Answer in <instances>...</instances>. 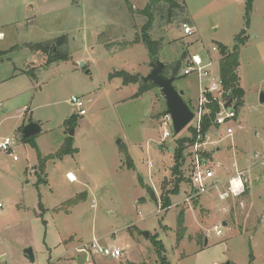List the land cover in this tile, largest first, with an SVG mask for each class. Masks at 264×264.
Listing matches in <instances>:
<instances>
[{
  "label": "rangeland",
  "instance_id": "374dc122",
  "mask_svg": "<svg viewBox=\"0 0 264 264\" xmlns=\"http://www.w3.org/2000/svg\"><path fill=\"white\" fill-rule=\"evenodd\" d=\"M148 1L0 0V141L10 139L16 157L0 151V254L7 253L8 264H159L154 239L168 264H264V164L258 165L264 158V104L258 100L264 91V0H252L248 25V0H174L183 3L184 14L169 22L166 0L162 12L154 11L149 35L161 42L158 60L172 66L185 52L173 84L193 111L200 92L196 75L183 74L187 61L198 56L216 77L219 45L232 51L238 33L246 38L238 52L244 96L237 118L212 126L203 140L213 187L186 201L195 189L180 182L167 209L162 184L172 189L173 151L191 133L186 127L173 137L171 125L162 127L157 88L135 98L139 84L125 86L112 75L149 72L145 45L130 46L141 38L147 18L137 11ZM54 47L58 60L50 57ZM72 96L82 100L86 115L78 114ZM72 117L76 151L58 159L70 136L64 123ZM29 122L41 131L23 142L20 132ZM165 131L171 136L164 138ZM190 152L184 149L179 167L187 179ZM241 172L242 192L221 184ZM180 212L184 236L176 242ZM93 239L119 249L121 257L94 253Z\"/></svg>",
  "mask_w": 264,
  "mask_h": 264
},
{
  "label": "trees",
  "instance_id": "16d2710c",
  "mask_svg": "<svg viewBox=\"0 0 264 264\" xmlns=\"http://www.w3.org/2000/svg\"><path fill=\"white\" fill-rule=\"evenodd\" d=\"M161 0H149L145 7L142 10L137 11V14L141 15L142 17L144 16L147 18V22L143 25L140 31V39L137 38L135 39L130 46L137 44V43H143L145 45L148 56L150 57V61L152 59H158V51L161 49V42L160 41H155L150 37L149 32L153 29V25L155 23V17H154V11H161L162 12V7L160 8ZM168 7L166 8V13L165 17H167L169 21H172V18H178L180 15L184 14V6L183 3L179 4L174 0H166L165 1ZM251 3L252 0H248L246 2V8H245V16L247 18V25L249 23V13L251 11ZM165 19V18H164ZM162 21V20H161ZM166 22V20H165ZM186 24V23H182ZM245 34L244 32H240L237 34V37L235 39V45L232 48V51L226 50L225 47L219 45L218 47V53L220 54V57L218 59L217 63V69L220 78L222 79V83L224 86V90L226 91L225 96L227 99H232L234 101V107L235 110L238 111L239 106L242 104V99L244 96V91L239 86V78H238V73L237 68H238V58H239V48L241 45L245 43ZM127 45V44H126ZM182 59H184V54L185 52H182ZM50 57L52 60H58V57L55 56V54L52 56L50 54ZM65 59V58H64ZM181 59V61H182ZM178 61L175 65L169 66L164 64V74L174 77L175 80L177 79V71L180 67V62ZM113 76H117L123 79V84L126 86L130 83L133 84H139L138 90L135 93V98L145 94L146 91L155 88L152 86L151 83H146L143 85L140 81V76L139 75H130L127 72H114L112 74ZM34 77V75H29ZM35 78V77H34ZM209 98L211 99V96L209 95ZM208 108H210L211 113L207 116H204L201 124V140L203 141L206 135L208 134L210 128L213 126V121L215 118V114L219 111L217 107V103L213 102L212 104L208 105ZM75 122L76 119L74 117L70 118L69 120L65 121L64 125L68 127V131L71 130V128H75ZM187 130L191 133V138L190 139H182L180 141H177V149L174 150V158H175V166L173 167V174L176 180L173 182L172 189H165V183L162 184L163 187V194H162V199L161 202L163 203L162 206L163 208H169L170 204L168 203V195L171 194H176L179 190L178 184L180 182L188 181L190 183L189 177L184 178L182 176V173L180 171V166L184 164V154L183 151L185 148H190L195 140L197 133L195 130H193L190 126H188ZM33 140L27 139V140H22L23 142H28ZM71 140L72 138L68 137L65 140V143L63 144L62 148L58 150V153L55 155L56 158L61 159L65 156H69L72 153H75V149L71 148ZM209 154L207 152H204L202 154V157L208 158ZM53 158V157H52ZM43 161L44 159L41 160V166H43ZM127 162L128 166L127 167H132L131 160L127 157ZM183 212H180L178 217H177V239L176 242L180 241L182 237L184 236V227H183ZM153 244H155V247L157 248V255L160 258L159 259V264H168V262L165 261L164 256H162L163 252V246L162 243L159 241L153 240Z\"/></svg>",
  "mask_w": 264,
  "mask_h": 264
},
{
  "label": "built area",
  "instance_id": "2783aa9c",
  "mask_svg": "<svg viewBox=\"0 0 264 264\" xmlns=\"http://www.w3.org/2000/svg\"><path fill=\"white\" fill-rule=\"evenodd\" d=\"M184 35H190L191 34V28L183 24L182 28ZM3 38V34H0V39ZM187 68L183 70V74L189 75V74H195L198 79V88L200 92V97L197 102V106L195 111L191 110L194 114L193 120L190 122L188 126H190L193 130L196 131L197 136L194 144L190 147L191 152L189 155V167H190V175L189 180L191 186L195 189L194 194L188 197L186 201L191 199L192 197L201 196L204 195V193L208 192L210 189H212V183L211 180L213 179V172L209 167H206V161L207 158L202 157V154L206 152L205 141L201 140V124L204 116H207L211 113L210 108H208V105L212 104L213 102L217 103L218 112L215 114V118L213 123V126L215 127H221L231 121L236 120L237 118V110H235L234 107V101L232 100L230 106L224 108V105L230 100L227 99L225 96L226 91L224 90V86L222 83V79L219 76L218 69H217V76H213L212 73H210L208 67L210 66L209 63L204 64L203 60L199 58L198 56H192L187 61ZM209 95L211 96V99L209 98ZM70 102L76 106V108L79 109L78 114L81 116L86 115L84 110H82L83 102L80 98L76 96H72L70 98ZM192 123V124H191ZM161 125L162 127H165L166 125H171V118L168 114L164 112L162 118H161ZM227 135L232 134V129L226 128ZM173 132V131H172ZM171 133L168 131H165L164 138L170 137ZM12 141L8 138H5L4 140L0 141V151L3 153H7L9 156L13 158V161L16 160V157H13V153L10 149L12 145ZM264 164V158L260 162L259 165ZM243 172L237 173L235 178H232L229 181L230 191L232 193H236L238 191L242 192L244 185H243ZM239 192V193H240ZM225 194L220 197V199L223 200ZM216 230V234L220 235V230L218 227L214 228ZM89 249L94 251L96 254H101L106 257L110 258H119L121 257L122 252L117 248H112V250H109L107 248L102 247L98 244L97 239H93L89 243ZM5 258L1 262V264H8V256L7 253L0 254V259Z\"/></svg>",
  "mask_w": 264,
  "mask_h": 264
},
{
  "label": "water",
  "instance_id": "95a60500",
  "mask_svg": "<svg viewBox=\"0 0 264 264\" xmlns=\"http://www.w3.org/2000/svg\"><path fill=\"white\" fill-rule=\"evenodd\" d=\"M56 47H54L51 55H54ZM83 64L80 67L83 68ZM164 63H161L158 59H152L149 63V72L145 77H140V81L143 85L151 83L152 86L158 89L164 104V112L171 118V130L173 131V137L179 135L194 118L193 112L188 107L186 100L184 99V92L177 91L174 87L175 78L164 74ZM88 74V72H86ZM259 103L264 104V91L259 94ZM232 100L230 99L224 108L230 106ZM41 131L38 123H28L25 125L20 134L22 140H27L35 137ZM70 136L73 134L69 132ZM121 143L120 140L116 142L117 146ZM225 225V224H224ZM145 239H149L148 233H143ZM25 257L29 262H33V256L31 249H27L24 252Z\"/></svg>",
  "mask_w": 264,
  "mask_h": 264
},
{
  "label": "crops",
  "instance_id": "0c3cea01",
  "mask_svg": "<svg viewBox=\"0 0 264 264\" xmlns=\"http://www.w3.org/2000/svg\"><path fill=\"white\" fill-rule=\"evenodd\" d=\"M0 34H3V32H0ZM0 52H2V50H0ZM13 76H15V74H13L12 77H13ZM240 88H241V87H240ZM29 123H30V122H29ZM38 124H39V123H38ZM26 125H27V124H26ZM39 126H40V125H39ZM23 127H24V126H23ZM254 154H256V153H254ZM254 154H253V156H255ZM258 157H259V156H258ZM259 164H260V163H258V165H259ZM259 166H260V165H259ZM70 175L73 176L72 174L67 173V176H68L69 181L72 182V181L75 180V176H73V178L70 180V178H69ZM235 176H236V175H233V176L228 177V178L225 179L221 184H222V185L229 186V185H228V181H229V179H230V178H231V179H232V178H235ZM224 224L227 225V223H224Z\"/></svg>",
  "mask_w": 264,
  "mask_h": 264
},
{
  "label": "bare ground",
  "instance_id": "6f19581e",
  "mask_svg": "<svg viewBox=\"0 0 264 264\" xmlns=\"http://www.w3.org/2000/svg\"><path fill=\"white\" fill-rule=\"evenodd\" d=\"M69 178H70V180H71V179L73 178V176L70 175Z\"/></svg>",
  "mask_w": 264,
  "mask_h": 264
}]
</instances>
